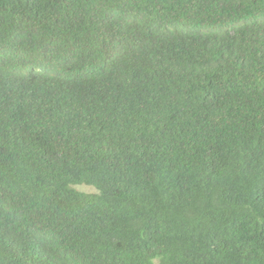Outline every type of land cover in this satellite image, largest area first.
<instances>
[{"label":"trees","instance_id":"1","mask_svg":"<svg viewBox=\"0 0 264 264\" xmlns=\"http://www.w3.org/2000/svg\"><path fill=\"white\" fill-rule=\"evenodd\" d=\"M0 264H264V0H0Z\"/></svg>","mask_w":264,"mask_h":264},{"label":"rangeland","instance_id":"2","mask_svg":"<svg viewBox=\"0 0 264 264\" xmlns=\"http://www.w3.org/2000/svg\"><path fill=\"white\" fill-rule=\"evenodd\" d=\"M76 187H77L78 189H81V190H93L92 187L87 186V185H77Z\"/></svg>","mask_w":264,"mask_h":264}]
</instances>
